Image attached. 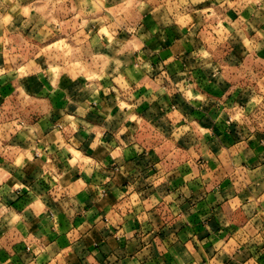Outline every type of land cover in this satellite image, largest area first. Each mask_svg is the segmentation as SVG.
Masks as SVG:
<instances>
[{
  "label": "crops",
  "instance_id": "obj_1",
  "mask_svg": "<svg viewBox=\"0 0 264 264\" xmlns=\"http://www.w3.org/2000/svg\"><path fill=\"white\" fill-rule=\"evenodd\" d=\"M234 28L264 63V0H0V264H264Z\"/></svg>",
  "mask_w": 264,
  "mask_h": 264
},
{
  "label": "rangeland",
  "instance_id": "obj_2",
  "mask_svg": "<svg viewBox=\"0 0 264 264\" xmlns=\"http://www.w3.org/2000/svg\"><path fill=\"white\" fill-rule=\"evenodd\" d=\"M67 54L68 50H65L63 56L67 57ZM203 54L209 59L210 67L227 83L225 89L252 90L250 96L239 104L235 114L250 132H264V91H259L260 85L257 84L264 72V63L254 54L248 37L234 28L225 34L217 47Z\"/></svg>",
  "mask_w": 264,
  "mask_h": 264
}]
</instances>
